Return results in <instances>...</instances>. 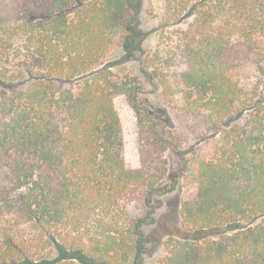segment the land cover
Wrapping results in <instances>:
<instances>
[{"label": "trees", "instance_id": "obj_1", "mask_svg": "<svg viewBox=\"0 0 264 264\" xmlns=\"http://www.w3.org/2000/svg\"><path fill=\"white\" fill-rule=\"evenodd\" d=\"M21 1L0 26V264H135L133 210L160 192L171 144L140 81L106 65L133 48L139 3ZM159 29L142 66L202 133L159 262L264 264V0H163ZM119 100L135 117L137 165Z\"/></svg>", "mask_w": 264, "mask_h": 264}, {"label": "rangeland", "instance_id": "obj_2", "mask_svg": "<svg viewBox=\"0 0 264 264\" xmlns=\"http://www.w3.org/2000/svg\"><path fill=\"white\" fill-rule=\"evenodd\" d=\"M136 1L139 3V12L132 25L135 36L133 48H116L109 56L106 65L119 76L136 77L142 86V91L138 95L139 99L161 108L166 117V125L162 126V132L171 144L164 154L167 172L159 184L160 192L154 195L148 205L143 204L133 210L136 215L144 218L141 226L143 244L135 264H160L159 261L164 255V240L168 235L180 231L179 195L182 185L180 172L183 157L192 154L202 133L192 122L180 116L163 101L153 72L142 66V56L158 44L163 0ZM21 10V0H0V26L14 23L19 18ZM189 21L190 17H184L174 27L184 28ZM135 45L138 48H134ZM28 81L29 79L24 76L17 82V86L24 87ZM70 85V83H64L60 85V88ZM118 108L123 125L125 154L133 164L137 165L135 117L132 110L121 100L118 101Z\"/></svg>", "mask_w": 264, "mask_h": 264}]
</instances>
